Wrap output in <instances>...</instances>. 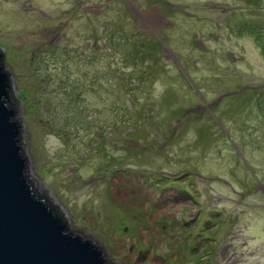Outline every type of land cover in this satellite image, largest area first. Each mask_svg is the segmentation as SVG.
<instances>
[{
  "label": "rangeland",
  "instance_id": "rangeland-1",
  "mask_svg": "<svg viewBox=\"0 0 264 264\" xmlns=\"http://www.w3.org/2000/svg\"><path fill=\"white\" fill-rule=\"evenodd\" d=\"M257 26L264 0H0L29 183L106 264H264Z\"/></svg>",
  "mask_w": 264,
  "mask_h": 264
},
{
  "label": "water",
  "instance_id": "water-1",
  "mask_svg": "<svg viewBox=\"0 0 264 264\" xmlns=\"http://www.w3.org/2000/svg\"><path fill=\"white\" fill-rule=\"evenodd\" d=\"M8 73L6 54L0 52V264H106L104 253L71 235L29 183L24 136Z\"/></svg>",
  "mask_w": 264,
  "mask_h": 264
},
{
  "label": "trees",
  "instance_id": "trees-1",
  "mask_svg": "<svg viewBox=\"0 0 264 264\" xmlns=\"http://www.w3.org/2000/svg\"><path fill=\"white\" fill-rule=\"evenodd\" d=\"M247 1H251V0H247ZM256 1H258V0H256ZM246 26H248V25H246ZM260 26H257L256 28H253L252 27V29H251V31L253 32H255L256 34H257V36L259 37V41H261V42H259V44L263 47V51H264V28H259ZM0 52L1 53H5L6 54V52L3 50V49H1L0 48ZM9 76V80H8V83H9V85H10V88L12 89V86H13V79L11 78V76L10 75H8ZM12 94V91H11V93H10V95ZM261 94V93H260ZM9 95V96H10ZM6 99H8V98H6ZM262 103V106H261V108L263 107V102H262V100H259V105ZM54 214H56V216L58 217V219L60 218V220H62L63 222H65V223H67V221L65 220V218H64V216H62L61 214H57V213H55L54 212ZM220 220V218L217 220V221H219ZM211 233V232H210Z\"/></svg>",
  "mask_w": 264,
  "mask_h": 264
},
{
  "label": "flooded vegetation",
  "instance_id": "flooded-vegetation-1",
  "mask_svg": "<svg viewBox=\"0 0 264 264\" xmlns=\"http://www.w3.org/2000/svg\"><path fill=\"white\" fill-rule=\"evenodd\" d=\"M9 74V73H8ZM10 76H11V74H9ZM12 78V77H11ZM7 100V102H8V105H10V103L9 102H11L12 101V94L8 97V99H6Z\"/></svg>",
  "mask_w": 264,
  "mask_h": 264
}]
</instances>
